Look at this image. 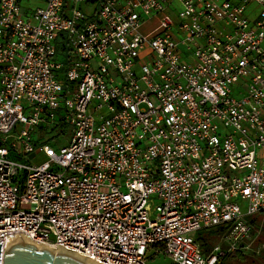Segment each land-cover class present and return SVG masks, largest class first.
<instances>
[{
    "label": "built area",
    "instance_id": "2783aa9c",
    "mask_svg": "<svg viewBox=\"0 0 264 264\" xmlns=\"http://www.w3.org/2000/svg\"><path fill=\"white\" fill-rule=\"evenodd\" d=\"M262 213L264 0H0V264H219Z\"/></svg>",
    "mask_w": 264,
    "mask_h": 264
},
{
    "label": "rangeland",
    "instance_id": "374dc122",
    "mask_svg": "<svg viewBox=\"0 0 264 264\" xmlns=\"http://www.w3.org/2000/svg\"><path fill=\"white\" fill-rule=\"evenodd\" d=\"M47 134L51 135L52 132ZM43 137H39L42 140ZM10 139V137H9ZM67 135H60L58 142L64 144L66 142ZM25 163H29V159H23ZM253 228L249 239L242 244L243 247V258L230 259L229 257L223 258L219 264H264V213L254 215L252 219ZM200 234L203 235L208 246L203 248L208 250L209 245L213 244L217 240V232L212 229L202 230ZM225 247V245H224ZM170 260L166 257L160 256L155 260L148 259V264H169Z\"/></svg>",
    "mask_w": 264,
    "mask_h": 264
},
{
    "label": "water",
    "instance_id": "95a60500",
    "mask_svg": "<svg viewBox=\"0 0 264 264\" xmlns=\"http://www.w3.org/2000/svg\"><path fill=\"white\" fill-rule=\"evenodd\" d=\"M4 252L2 264H86V260L75 253L64 249L52 251L46 246L38 249L29 241L13 243Z\"/></svg>",
    "mask_w": 264,
    "mask_h": 264
},
{
    "label": "trees",
    "instance_id": "16d2710c",
    "mask_svg": "<svg viewBox=\"0 0 264 264\" xmlns=\"http://www.w3.org/2000/svg\"><path fill=\"white\" fill-rule=\"evenodd\" d=\"M197 238L200 241V243H201V245H202L203 248H205V247L208 246L207 240H206V238L203 235H198ZM227 257H229L230 259H234V258L241 259L244 256L239 251H233V252H230Z\"/></svg>",
    "mask_w": 264,
    "mask_h": 264
},
{
    "label": "bare ground",
    "instance_id": "6f19581e",
    "mask_svg": "<svg viewBox=\"0 0 264 264\" xmlns=\"http://www.w3.org/2000/svg\"><path fill=\"white\" fill-rule=\"evenodd\" d=\"M24 242V243H27V241H29V242H33V243H35V245L37 246V248L38 249H40L41 247H43V246H46V249H50V250H52V251H54V250H56V248H54V247H52V246H50V245H48V244H45V243H41V242H36V241H32V240H27V239H19V240H14V241H11L10 242V245L11 244H13V243H16V242Z\"/></svg>",
    "mask_w": 264,
    "mask_h": 264
}]
</instances>
